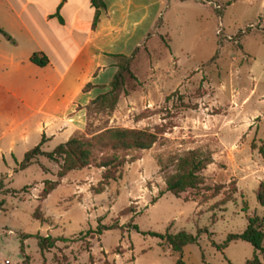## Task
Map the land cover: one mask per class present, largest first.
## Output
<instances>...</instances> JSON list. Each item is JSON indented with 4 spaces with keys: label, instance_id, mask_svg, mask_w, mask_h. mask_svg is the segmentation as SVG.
Segmentation results:
<instances>
[{
    "label": "rangeland",
    "instance_id": "374dc122",
    "mask_svg": "<svg viewBox=\"0 0 264 264\" xmlns=\"http://www.w3.org/2000/svg\"><path fill=\"white\" fill-rule=\"evenodd\" d=\"M107 1L117 9L116 0ZM121 1L94 43L109 52L89 64L94 71L110 57L114 71L109 53L120 52L129 56L133 77L126 76L112 110L85 104L84 121L71 134L89 136L108 126L159 128L157 140L128 151L126 158L135 159L126 160L120 175L100 192L92 187L103 168L86 166L67 171L39 199L43 181L56 179L57 163L37 155L18 168L23 152L42 132L34 117L6 130L7 122L24 111L8 112L0 94V264H22L24 255L29 264H244L253 246L226 236L241 231L247 216L264 213L255 197L257 183L264 182V0ZM19 3L0 0V22L15 42L0 34V54L24 57L38 45L4 11L7 4L18 8ZM31 17L34 29L41 30L39 12ZM26 62L23 58L21 64ZM87 65L74 71L85 77ZM27 68L10 70L5 78L24 80ZM92 71L85 80L98 82L97 93L106 90L111 69L96 77ZM14 103L10 100V107ZM65 138L57 132L40 147L51 150ZM190 148L208 152L211 162L200 170L197 187L175 196L164 191V178L173 171L174 158ZM218 184L222 187L213 195ZM232 186L229 199L220 203ZM37 204L42 220L32 216ZM101 224L113 227L91 232ZM178 230L195 237L180 250L147 233ZM46 234L69 239L40 251L37 235ZM262 246L258 257L264 264V238Z\"/></svg>",
    "mask_w": 264,
    "mask_h": 264
},
{
    "label": "crops",
    "instance_id": "0c3cea01",
    "mask_svg": "<svg viewBox=\"0 0 264 264\" xmlns=\"http://www.w3.org/2000/svg\"><path fill=\"white\" fill-rule=\"evenodd\" d=\"M102 1L104 7L98 8L97 19L93 25L91 22L95 9L89 0H20L18 8L6 5L4 11L38 44L35 48L28 49L24 57H16L11 52L7 55L0 54V66L3 67L0 70V94L8 105L7 111L11 108L10 111L15 114L16 107L19 111H24L16 121L7 122L6 130H11L28 117H34L36 129L43 133L45 139L57 132L63 133L67 138L84 121V105L97 93L98 83L88 81L92 86L86 90L81 89L93 68L89 63L97 55L105 56L109 52L95 46V39L107 28L117 9L122 7L119 6L121 0L114 3L117 4V9L112 8L107 0ZM26 7L30 9L28 8V15L23 16ZM32 11L40 14L43 25L41 30L34 29ZM119 16L123 19L121 14ZM3 24L5 23L0 22V34L7 42L15 43L8 25ZM33 51L43 52L47 56V63L40 66L29 61L28 57ZM23 58L27 61L24 66L21 64ZM87 62L86 69L83 68L87 75L81 77V71L76 73L74 70ZM110 62L109 57L103 65L94 67L92 76L96 77L107 69H111L112 73ZM25 66L30 72L26 74V79L5 78L4 74L8 71H20ZM69 78L73 81L69 82ZM10 100H16V105L14 103L10 107ZM11 144L12 140L9 138L7 149Z\"/></svg>",
    "mask_w": 264,
    "mask_h": 264
},
{
    "label": "trees",
    "instance_id": "16d2710c",
    "mask_svg": "<svg viewBox=\"0 0 264 264\" xmlns=\"http://www.w3.org/2000/svg\"><path fill=\"white\" fill-rule=\"evenodd\" d=\"M89 1L95 9L91 22V25H93L97 19L98 8L104 7V2L102 0ZM0 31L2 30L0 29ZM109 55L114 58L113 64L115 70L108 80V88L90 98L86 103L87 108L112 110L126 76L133 77L129 68V56L120 52L109 53ZM28 59L40 66L46 64L48 61L47 56L41 51L31 52ZM91 86L92 84L88 81L84 84L85 90ZM158 129L149 130L137 127L108 126L89 136L70 134L64 141L57 143L48 151H44L40 147L45 139L42 133L40 140L23 152L22 158L18 162V168L26 167L36 159L37 155H45L57 163L56 179H45L39 190L38 198L42 199L56 186L59 178L67 171L86 166L102 167L100 179L92 187L93 192L98 193L104 189L105 184L110 179H115L120 175V167L126 160L131 161L135 159L134 156L126 158L128 151L149 148L157 140ZM210 162V154L198 148H190L182 154L177 155L174 158L173 171L168 173L164 178V191L178 196L180 192L185 191L187 188L197 187L202 182L200 170ZM220 187H222L221 184L215 186L213 195L218 192ZM234 190L235 188L232 186L230 192L224 194L219 202L228 200ZM255 197L259 204L264 205L263 181L257 183ZM1 203L2 199H0V205ZM32 216L42 220L38 204L34 207ZM263 220L264 213L261 216L256 214L247 216L246 225L241 231L228 233L226 236V240L239 238L249 242L253 246L254 252L251 257L244 259V264H262L258 257V252L263 251ZM110 227H113V225H97L91 232L100 233L103 229ZM133 227L136 228L135 224H133ZM147 233L164 239L166 244L173 250H180L183 245L195 240L194 235L184 230H178L175 233H160L155 231H147ZM68 239L64 236L37 235V245L40 251L48 250L54 246L56 240L66 241ZM19 249L22 251L21 242ZM88 257L90 258V255ZM22 264H29L26 255L23 256Z\"/></svg>",
    "mask_w": 264,
    "mask_h": 264
}]
</instances>
